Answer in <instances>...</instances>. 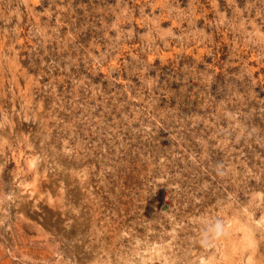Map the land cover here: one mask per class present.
I'll return each instance as SVG.
<instances>
[{
	"label": "rangeland",
	"instance_id": "1",
	"mask_svg": "<svg viewBox=\"0 0 264 264\" xmlns=\"http://www.w3.org/2000/svg\"><path fill=\"white\" fill-rule=\"evenodd\" d=\"M0 264H264V0H0Z\"/></svg>",
	"mask_w": 264,
	"mask_h": 264
},
{
	"label": "clouds",
	"instance_id": "2",
	"mask_svg": "<svg viewBox=\"0 0 264 264\" xmlns=\"http://www.w3.org/2000/svg\"><path fill=\"white\" fill-rule=\"evenodd\" d=\"M217 227H219V225H217Z\"/></svg>",
	"mask_w": 264,
	"mask_h": 264
}]
</instances>
